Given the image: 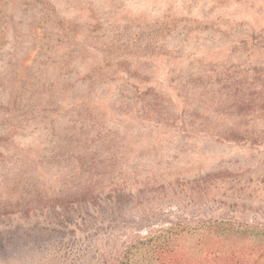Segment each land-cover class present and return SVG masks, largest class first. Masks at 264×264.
Listing matches in <instances>:
<instances>
[{
  "label": "rangeland",
  "instance_id": "374dc122",
  "mask_svg": "<svg viewBox=\"0 0 264 264\" xmlns=\"http://www.w3.org/2000/svg\"><path fill=\"white\" fill-rule=\"evenodd\" d=\"M262 107L264 0H0V264L84 248L66 204L50 213L101 183L157 210L177 193L159 224L200 210L195 180L225 173L258 191L222 197L220 216L264 225Z\"/></svg>",
  "mask_w": 264,
  "mask_h": 264
},
{
  "label": "trees",
  "instance_id": "16d2710c",
  "mask_svg": "<svg viewBox=\"0 0 264 264\" xmlns=\"http://www.w3.org/2000/svg\"><path fill=\"white\" fill-rule=\"evenodd\" d=\"M224 176L225 173H212L195 180L190 193L202 208L187 216H167L165 223L159 224L156 218L164 215L163 206L178 201L177 193H165L157 202V210L154 198L147 202L142 198L145 189L132 190L126 183L84 188L76 201L54 204L50 215L58 219L55 207L65 208L66 204L67 226H76V238L87 245L76 251L59 249L45 260L47 264H61L62 255L58 253H64L66 261L72 258L70 264H264V225L241 220L235 206H229L220 216L222 197H250L258 190L250 185L241 189L236 185L220 186L219 179ZM133 211L140 215L137 226L113 225ZM73 215L81 218L80 222L69 219ZM94 232L97 238L88 243ZM34 233L39 242H61L64 237L60 231Z\"/></svg>",
  "mask_w": 264,
  "mask_h": 264
}]
</instances>
